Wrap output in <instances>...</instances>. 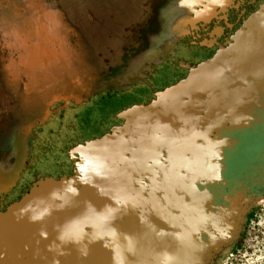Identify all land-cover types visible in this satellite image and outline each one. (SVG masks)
<instances>
[{"label":"water","instance_id":"water-1","mask_svg":"<svg viewBox=\"0 0 264 264\" xmlns=\"http://www.w3.org/2000/svg\"><path fill=\"white\" fill-rule=\"evenodd\" d=\"M196 1L184 0L176 10L201 17L202 0ZM188 21L170 25L147 65L106 76L83 102L107 89L148 83L144 71L174 54L188 24L196 27ZM189 70L150 102L120 111L121 125L74 145L71 174L40 176L0 211V264H215L238 240L246 209L239 199L231 208L216 207L199 184L222 180L224 151L239 142L228 134L259 120L264 4ZM23 160L12 167L15 178L0 182L4 192Z\"/></svg>","mask_w":264,"mask_h":264},{"label":"rangeland","instance_id":"rangeland-1","mask_svg":"<svg viewBox=\"0 0 264 264\" xmlns=\"http://www.w3.org/2000/svg\"><path fill=\"white\" fill-rule=\"evenodd\" d=\"M223 1L225 6H215L212 0L209 16L196 18L187 8L176 10L184 0H0V168L11 176L13 140L20 132L28 135L24 153L39 137L41 146L55 136L66 138L68 128L78 126L69 107L83 103L88 89L95 90L113 72L147 65L152 45L169 33L171 24L188 17L196 26L219 13V7L227 10L241 0ZM225 30L220 24L217 34ZM177 60L182 67L192 58L182 50ZM167 73L165 65L158 68L154 75L159 81L151 84L159 90ZM141 103L142 91L134 88L106 107L123 110ZM248 138L246 152L261 142L256 132Z\"/></svg>","mask_w":264,"mask_h":264},{"label":"flooded vegetation","instance_id":"flooded-vegetation-1","mask_svg":"<svg viewBox=\"0 0 264 264\" xmlns=\"http://www.w3.org/2000/svg\"><path fill=\"white\" fill-rule=\"evenodd\" d=\"M185 1L187 3L197 2L196 0ZM226 2L216 0L215 6H225ZM200 3H197V6L202 5V7L200 6L197 9H203V16L207 17L210 14L211 1L202 0ZM235 3L233 7L227 10L224 7H219V13L213 12L210 19L208 18V20L199 22L195 28L191 27L189 34L184 35L176 45L177 48L174 50V54L163 56L162 58L164 59L160 63L153 65L152 69L147 72L148 83H135L130 89L136 88L141 90L145 103L150 102L158 91L164 90L166 86L174 85L187 77L191 66L212 57L219 48V45L224 44L227 39H230L236 28H239L243 24L244 17H249L251 13L261 9L264 0H241L240 3ZM193 16L195 15L193 14ZM226 20L232 21L230 25H226ZM187 22L189 23L188 17H182L179 24ZM220 24H223L226 29L222 36L217 34L218 25L220 26ZM182 50H185V53L192 58V61H188L187 64L184 63V66L181 67L178 64L180 60H177V56ZM163 65L167 67L169 73L162 79L161 82L163 84H161V88L158 90L151 82L158 83L159 80L155 78L154 73ZM130 89L120 91L107 89L92 96V98L104 94L105 97L107 96V99H105L103 106L112 105L114 107ZM261 95L264 96V94ZM91 99L78 103L79 105L74 108L69 107L71 113L75 114L74 120L78 123V126L74 125L72 127L71 125L68 128L66 138L55 136L54 141H50L45 147L41 146L43 145V141L39 137L38 143L36 145L34 143L29 144L28 150L24 153L28 135L25 132H20L16 136L14 139L16 145L13 148L15 156L12 157L11 162L14 163L17 159L23 157V165L17 179L13 184L8 186L7 191L4 192L3 187L0 188V211L6 209L10 203L20 199L40 176L60 177L65 174H71L73 160L69 154V150L74 145L99 137L113 126L123 123V120L117 117V114L122 111L120 110L116 114H113V117L110 116L109 118L108 116L107 121L101 117H95L94 120L91 119L92 123L90 127L92 129L79 124L80 122L76 116L83 115L89 110H94L97 115L100 113V110L95 109L93 103H90L92 102ZM115 110L116 108H109V112ZM254 115L259 120L253 122L252 126L228 134L237 138L239 142L234 147L224 151L222 160L224 168L221 172L222 180H217L211 184H208L207 180H202L199 184L201 189L208 188L214 195V205L216 207L231 208V201L239 199L241 207L246 209L245 219L238 240L218 256L215 264H264V200H260V198H264V101L256 104ZM99 125L102 126L97 127ZM261 127L263 131H260ZM41 129L42 127L39 126L37 137L41 134ZM254 132H256L261 142L256 149L254 146L252 149L248 148L249 152H246L245 150L247 149L244 146L249 140L248 135ZM60 139H63L62 142ZM247 155L248 157H244ZM60 157L63 158L61 162L59 161ZM8 171L10 170L0 169V182L15 178L16 172L15 175L12 173L11 177L1 174L8 173ZM249 200H251V203H249Z\"/></svg>","mask_w":264,"mask_h":264},{"label":"trees","instance_id":"trees-1","mask_svg":"<svg viewBox=\"0 0 264 264\" xmlns=\"http://www.w3.org/2000/svg\"><path fill=\"white\" fill-rule=\"evenodd\" d=\"M93 98L91 99L92 102H90V103H93V105L95 106V109H99L100 113L97 115V114H95L96 112L94 113V110H93L92 112H90V114L84 113L83 115L76 116L80 122L79 124L83 125L86 128L92 129L90 127V125L92 123L91 121L94 120L95 117H99V118L101 117V118H104L105 121H107L108 116H109V118H110V116L113 117V114H116L118 111L122 110V109H118V110L116 109L113 112L110 111L111 112L110 113L108 107L106 108L103 106V104L105 103V99H107V96L105 97L104 94L96 96L94 99ZM101 126L102 125H99L97 127H101Z\"/></svg>","mask_w":264,"mask_h":264}]
</instances>
